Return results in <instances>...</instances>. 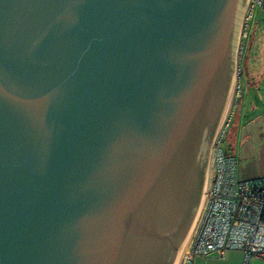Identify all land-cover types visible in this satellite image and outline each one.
<instances>
[{
    "label": "water",
    "instance_id": "1",
    "mask_svg": "<svg viewBox=\"0 0 264 264\" xmlns=\"http://www.w3.org/2000/svg\"><path fill=\"white\" fill-rule=\"evenodd\" d=\"M249 0H0V264H174Z\"/></svg>",
    "mask_w": 264,
    "mask_h": 264
},
{
    "label": "built area",
    "instance_id": "2",
    "mask_svg": "<svg viewBox=\"0 0 264 264\" xmlns=\"http://www.w3.org/2000/svg\"><path fill=\"white\" fill-rule=\"evenodd\" d=\"M256 13L264 14V0H250L240 40L247 37L246 28ZM228 121H224L212 145L207 186L181 264L213 253L224 257L232 250L242 253V264H249L253 258L264 261V175L239 177L236 155L221 148Z\"/></svg>",
    "mask_w": 264,
    "mask_h": 264
},
{
    "label": "rangeland",
    "instance_id": "3",
    "mask_svg": "<svg viewBox=\"0 0 264 264\" xmlns=\"http://www.w3.org/2000/svg\"><path fill=\"white\" fill-rule=\"evenodd\" d=\"M249 2L247 7L249 6ZM245 13L246 10L244 12V16ZM247 21L248 20H243L240 26V38L243 29H245L244 24ZM246 33L247 37L243 38L238 43V74L224 111L223 122L221 121V125L219 127V129H221L224 121L228 119L230 120L228 121L230 122V125L226 130V135L221 143V148L225 153L234 155L237 152L239 144V140H235L233 135L234 130L238 128V126L236 128L235 125L237 122L236 118L239 120L238 123L243 122V120L250 119L254 112H262L264 108V14H255L254 19L250 22V27L248 29L246 28ZM256 74H259L262 77L260 82L261 85L257 88H253L252 86L256 78L254 75ZM219 129L216 136L218 135ZM209 164L207 170H209ZM236 256H238V254L232 253V251H228L224 257H220L219 255L213 253L204 258H195L190 264H230V262H233L236 259ZM250 264H264V261L259 258H253L250 261Z\"/></svg>",
    "mask_w": 264,
    "mask_h": 264
},
{
    "label": "crops",
    "instance_id": "4",
    "mask_svg": "<svg viewBox=\"0 0 264 264\" xmlns=\"http://www.w3.org/2000/svg\"><path fill=\"white\" fill-rule=\"evenodd\" d=\"M255 82L253 88L261 85V75H254ZM236 128L233 135L234 139L239 140L237 152V172L241 178H254L264 175V108L262 112H254L250 119L238 123L236 118ZM238 135V136H237ZM240 135V136H239ZM237 253L236 259L230 264H242V253ZM250 264V263H249Z\"/></svg>",
    "mask_w": 264,
    "mask_h": 264
},
{
    "label": "bare ground",
    "instance_id": "5",
    "mask_svg": "<svg viewBox=\"0 0 264 264\" xmlns=\"http://www.w3.org/2000/svg\"><path fill=\"white\" fill-rule=\"evenodd\" d=\"M222 122H223V118H222ZM220 125H221V124H220ZM219 127H220V126H219ZM207 179H208V170H207V176H206L205 189H206V186H207ZM205 189H204V190H205ZM203 193H204V192H203ZM202 200H203V197H202ZM201 204H202V201H201ZM200 208H201V205H200V207H199V210H198L197 215L199 214ZM197 215H196V218L198 217ZM196 218H195V220H196ZM194 223H195V221H194ZM194 223H193V225H192V227H191V229H190V231H189V233H188V235H187V237H186V239H185L183 245H182V246L180 247V249H179V252H178V254H177V258H176L174 264H181V263H182V260L185 258V256H186L187 253H188V248H187V246L189 245V244H188V243H189V240H191L190 237H191V234H192V232H193V228H194V226H195ZM195 224H196V223H195ZM186 250H187V253H186Z\"/></svg>",
    "mask_w": 264,
    "mask_h": 264
}]
</instances>
